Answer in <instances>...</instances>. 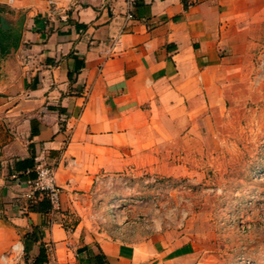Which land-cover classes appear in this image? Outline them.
I'll list each match as a JSON object with an SVG mask.
<instances>
[{
  "label": "crops",
  "instance_id": "0c3cea01",
  "mask_svg": "<svg viewBox=\"0 0 264 264\" xmlns=\"http://www.w3.org/2000/svg\"><path fill=\"white\" fill-rule=\"evenodd\" d=\"M58 6L0 0V264H34L40 245L38 264H175L192 242L117 231L103 197L121 176L163 169L176 136L224 107L264 52V0ZM31 156L55 168L57 210L28 209V169L14 165ZM33 227L40 235L25 252Z\"/></svg>",
  "mask_w": 264,
  "mask_h": 264
},
{
  "label": "rangeland",
  "instance_id": "374dc122",
  "mask_svg": "<svg viewBox=\"0 0 264 264\" xmlns=\"http://www.w3.org/2000/svg\"><path fill=\"white\" fill-rule=\"evenodd\" d=\"M261 53L217 115L198 117L196 132L176 136L163 169L111 182L119 190L103 197L102 207L117 231L139 228L150 238L163 236L166 247L192 242L195 252L175 264H264ZM91 218L98 224L102 219Z\"/></svg>",
  "mask_w": 264,
  "mask_h": 264
},
{
  "label": "built area",
  "instance_id": "2783aa9c",
  "mask_svg": "<svg viewBox=\"0 0 264 264\" xmlns=\"http://www.w3.org/2000/svg\"><path fill=\"white\" fill-rule=\"evenodd\" d=\"M59 1L60 0H46L50 13H53L54 11L61 8L58 6ZM63 17H65V14ZM127 17L131 18L132 15L128 13ZM258 67L261 70L260 74L264 76V52L260 54ZM35 172V178L28 182L30 190L27 194V198L33 199L34 192H42L49 200L50 211L57 210L59 207L61 188L55 182V168L48 164H38L35 167ZM14 247L15 246L12 248L14 249Z\"/></svg>",
  "mask_w": 264,
  "mask_h": 264
},
{
  "label": "trees",
  "instance_id": "16d2710c",
  "mask_svg": "<svg viewBox=\"0 0 264 264\" xmlns=\"http://www.w3.org/2000/svg\"><path fill=\"white\" fill-rule=\"evenodd\" d=\"M20 167L23 168L24 171L26 168L28 169V172L26 175L20 174L22 178L27 179L28 182H30L31 180L35 178L36 172L34 169L35 165H34L32 156L29 157L28 159L17 161L14 165V169H17ZM27 203H28V209L30 211H39L42 213H46L50 209L49 200L45 196V194L42 192H38V191L34 192V198L28 199ZM39 235H40L39 229L37 227H33L31 231L27 232L23 236L25 252H27L30 249L33 242L37 241V239L39 238ZM44 253H45L44 247L40 245L39 259L35 260L34 264H38L39 262L42 263L43 261H45Z\"/></svg>",
  "mask_w": 264,
  "mask_h": 264
},
{
  "label": "water",
  "instance_id": "95a60500",
  "mask_svg": "<svg viewBox=\"0 0 264 264\" xmlns=\"http://www.w3.org/2000/svg\"><path fill=\"white\" fill-rule=\"evenodd\" d=\"M3 20V18H1V21Z\"/></svg>",
  "mask_w": 264,
  "mask_h": 264
}]
</instances>
